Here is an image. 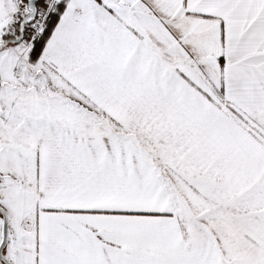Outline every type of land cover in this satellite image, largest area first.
I'll list each match as a JSON object with an SVG mask.
<instances>
[{
  "label": "snow or ice",
  "instance_id": "obj_1",
  "mask_svg": "<svg viewBox=\"0 0 264 264\" xmlns=\"http://www.w3.org/2000/svg\"><path fill=\"white\" fill-rule=\"evenodd\" d=\"M0 264H264V0H0Z\"/></svg>",
  "mask_w": 264,
  "mask_h": 264
}]
</instances>
